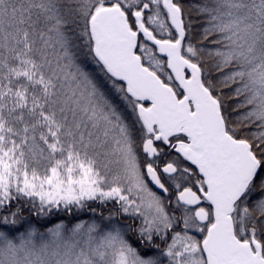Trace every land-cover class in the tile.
<instances>
[{
    "label": "snow or ice",
    "instance_id": "obj_1",
    "mask_svg": "<svg viewBox=\"0 0 264 264\" xmlns=\"http://www.w3.org/2000/svg\"><path fill=\"white\" fill-rule=\"evenodd\" d=\"M0 264H264V0H0Z\"/></svg>",
    "mask_w": 264,
    "mask_h": 264
},
{
    "label": "rangeland",
    "instance_id": "obj_2",
    "mask_svg": "<svg viewBox=\"0 0 264 264\" xmlns=\"http://www.w3.org/2000/svg\"><path fill=\"white\" fill-rule=\"evenodd\" d=\"M82 215L84 216V215H86V213L85 214H82ZM82 215H80V219H75V217H72L70 220H67V221L66 220H59L56 223H59V222L63 221L65 224L68 225V227H72L76 223H79V222H86V223H89V224L92 223V222H99L98 217H95V216H93L90 213L88 214V216L86 218H81ZM53 225H51V226H53Z\"/></svg>",
    "mask_w": 264,
    "mask_h": 264
},
{
    "label": "trees",
    "instance_id": "obj_3",
    "mask_svg": "<svg viewBox=\"0 0 264 264\" xmlns=\"http://www.w3.org/2000/svg\"><path fill=\"white\" fill-rule=\"evenodd\" d=\"M87 217V215H82V217L81 218H86ZM72 217H58V218H53L51 221H49L46 225H45V227H49V226H51V225H53V224H55L56 222H58L59 220H70Z\"/></svg>",
    "mask_w": 264,
    "mask_h": 264
},
{
    "label": "water",
    "instance_id": "obj_4",
    "mask_svg": "<svg viewBox=\"0 0 264 264\" xmlns=\"http://www.w3.org/2000/svg\"><path fill=\"white\" fill-rule=\"evenodd\" d=\"M75 219H79V217H75Z\"/></svg>",
    "mask_w": 264,
    "mask_h": 264
}]
</instances>
